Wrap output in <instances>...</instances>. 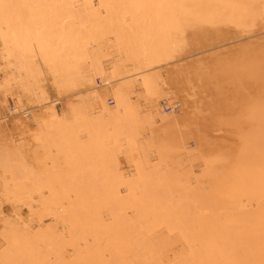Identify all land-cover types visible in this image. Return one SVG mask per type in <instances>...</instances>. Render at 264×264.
<instances>
[{
  "label": "bare ground",
  "instance_id": "1",
  "mask_svg": "<svg viewBox=\"0 0 264 264\" xmlns=\"http://www.w3.org/2000/svg\"><path fill=\"white\" fill-rule=\"evenodd\" d=\"M0 264H264V0H0Z\"/></svg>",
  "mask_w": 264,
  "mask_h": 264
},
{
  "label": "rangeland",
  "instance_id": "2",
  "mask_svg": "<svg viewBox=\"0 0 264 264\" xmlns=\"http://www.w3.org/2000/svg\"><path fill=\"white\" fill-rule=\"evenodd\" d=\"M200 87H201V97H202V100H203V103H204V107H206L205 108L206 109V121H205L204 124L200 125L201 126L200 129H201V131L203 133L207 134L208 138H210L211 140L219 141L221 139V137H222L221 136L222 133L218 134V132L220 130L219 122H221V124L223 123V118L225 117V114H224L225 113V104L222 103V104L216 106L217 108L216 107L207 106L208 103H209V100L216 96L215 92H214L215 90H214V88L212 86V83H210V82L201 83ZM61 108H62V106L60 105L59 109L61 110ZM217 120H218V123L216 124ZM194 144H195L194 140H190L189 146L191 148L194 147ZM253 210L254 211L257 210V205L256 204L253 206ZM50 223H51L50 221H46L44 223V226H48V225H50ZM177 250L178 249H175V251H177ZM179 261H181V259L176 261V262H174V263H177Z\"/></svg>",
  "mask_w": 264,
  "mask_h": 264
},
{
  "label": "built area",
  "instance_id": "3",
  "mask_svg": "<svg viewBox=\"0 0 264 264\" xmlns=\"http://www.w3.org/2000/svg\"><path fill=\"white\" fill-rule=\"evenodd\" d=\"M109 103H110V105L113 104L112 99L109 100ZM164 107H165V108L163 109L164 113H170V112H172L171 109H170L169 107H167L166 105H165ZM176 109H177V108H176Z\"/></svg>",
  "mask_w": 264,
  "mask_h": 264
}]
</instances>
